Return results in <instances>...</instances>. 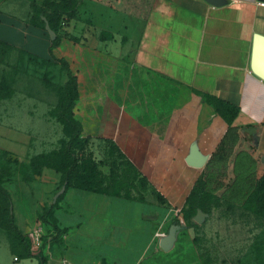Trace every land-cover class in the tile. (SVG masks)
I'll return each mask as SVG.
<instances>
[{
	"label": "crops",
	"instance_id": "1",
	"mask_svg": "<svg viewBox=\"0 0 264 264\" xmlns=\"http://www.w3.org/2000/svg\"><path fill=\"white\" fill-rule=\"evenodd\" d=\"M225 1L79 0L71 18L75 31L52 49L69 62L81 95L91 91V121L106 125L153 184L165 188L164 168L175 169L172 201L179 204L197 180L200 168L185 161L195 148L207 156L208 188L214 185L215 193L235 203L245 201L264 175V79L251 67L255 34L264 35V0ZM66 2L0 0V39L19 40L27 48L21 54L51 63L53 39L42 11L67 9ZM203 95L226 100L239 112L228 123ZM61 184L62 174L50 167L32 182L39 209L57 201L49 224L62 229L57 247L72 255L70 264L178 262L162 257L158 245L131 257L141 249L135 234L149 232L135 224L139 213L133 216L131 199L70 186L54 200ZM92 198L97 206L88 205ZM104 218L105 229H83ZM13 259L39 264L36 257L14 253Z\"/></svg>",
	"mask_w": 264,
	"mask_h": 264
},
{
	"label": "rangeland",
	"instance_id": "2",
	"mask_svg": "<svg viewBox=\"0 0 264 264\" xmlns=\"http://www.w3.org/2000/svg\"><path fill=\"white\" fill-rule=\"evenodd\" d=\"M57 11L50 12V16H60L62 20L57 35L74 32L76 9L72 15L67 10L61 14ZM26 49L19 40L9 45L0 43V53L11 50L6 57L0 55V91L8 95L0 97V186L10 193L16 223L24 229L25 239L35 254L40 255L46 241L47 264H70L72 255L64 247H57L60 243L59 233L54 229L56 224L42 219L46 208L39 209L36 205L32 182L40 168L34 156L64 148L76 131V119L82 123L83 155L85 165L90 167L84 175L98 190L129 197L135 211L133 216L136 212L140 215L135 217V224L150 232L135 234L133 241L141 249L132 258L149 254L158 245L159 252L164 254L161 256L177 260L175 264H264V194L259 193L248 203H235L219 195L210 205L211 213L201 211L204 216L198 220L187 199L180 204L172 201L177 190L172 179L175 169L164 168L166 189L153 184L126 154L136 168L121 154L118 144L107 134L106 125L98 128L91 121V91L85 90L81 95L78 90V96L71 102L74 94L64 90L67 75L61 63L56 59L51 63L34 62L21 54ZM191 155L185 156L188 164L197 162ZM197 157L201 162L196 166L203 170L208 160L202 162L205 157L202 153ZM200 169L197 179L205 173L203 170L200 174ZM59 190L60 186L56 191ZM96 199L88 200V205L97 206ZM202 206L208 207L209 202L203 200ZM2 207L0 204V264H36L35 259L14 261L10 245H17V240L7 227ZM175 217L180 224L173 230L170 223ZM107 224V218L95 219V223L83 229L103 230ZM171 232L174 238L170 237Z\"/></svg>",
	"mask_w": 264,
	"mask_h": 264
},
{
	"label": "trees",
	"instance_id": "3",
	"mask_svg": "<svg viewBox=\"0 0 264 264\" xmlns=\"http://www.w3.org/2000/svg\"><path fill=\"white\" fill-rule=\"evenodd\" d=\"M78 2L79 1L74 2V0H67L65 4L67 9L63 7L64 5L62 6L57 5L56 7L55 6L53 7V10L54 11L59 10V12L58 11L57 12L60 14L62 13V11L67 10L68 12L67 14L72 15L73 10L76 9ZM42 12L46 15L51 28L55 31L57 35V33H59L58 25L62 26V20H60V16H55V17L50 16V12L48 13V11L47 10L45 11V9ZM63 36H66V34L60 33L56 36V39L53 40L50 50H51L52 58L60 62L62 67L66 71L67 80L64 84V90L69 91V94L71 93V95L74 94L72 101H71L73 102L76 94L78 96V92H77L79 90L78 77L73 72L69 62L66 59L56 58L52 52V49L60 44L61 38ZM0 43H3L4 45L10 44L9 42L1 40V39H0ZM10 52L11 50L8 53H5V52L0 53V55L3 58V57L8 56ZM6 96H8L6 95V93H3V91H0L1 98H6ZM202 97H203V100L207 104L211 105L213 109L219 115H221L228 123H231L232 119L239 112V108L236 105L226 100L217 98L212 95H203ZM75 127H76V131L71 135L68 144L64 148H61L58 150H52L46 153H40L34 156L33 159L36 160L37 165L40 166L38 173L34 179H36L38 176L42 174L43 169L45 167H50L62 174V184L60 188L65 185L66 188L71 186V187H76V188L91 191V192L99 191L101 193H106L110 195L120 194L119 192L113 193V192H106L105 190H98L96 188V185L92 183V180L89 179L88 176L84 175L86 174V171L90 167L88 168V166L85 165L86 157L83 155L84 154L83 152L85 151V149L83 147V142H82V137H81L82 136L81 135L82 123L79 120L75 119ZM117 146L119 150L121 151V154L126 158V160L134 168H136L135 165L129 159H127V156L121 150L119 145ZM78 150H81L82 153L78 154L77 153ZM259 193L264 194V175L257 181L254 189L251 191V193L245 200L246 203L251 202L252 199ZM122 196H126V195H122ZM218 196H219L218 193H215L213 190L208 188L206 174L203 172L201 176L196 180L194 187L192 188L191 192L189 193L187 197L186 202L187 204H191V206L193 207V210H195V212L193 213L194 216L197 214V217L200 216L203 218L204 214H202L201 211L210 214L211 213L210 205H212L216 200H218L217 199ZM203 200L204 201L206 200L209 202L208 207L202 206ZM0 204L3 206L2 208L6 213L7 227L17 240L18 246L13 243H11L10 245L13 253H15L17 257H20V258L36 257L39 261L38 262L39 264H47L48 259L44 255V252L48 246V243H46V241L43 242L42 247L40 248L41 253L39 256L31 250L30 246L28 245V242L25 239L24 230L20 228L16 223V217L14 214V204H13L12 197L10 193L1 186H0ZM56 204H57V201L53 202L50 208L45 209V211L42 214L43 220H45L46 218H48V216L51 215ZM178 224H180V219L178 217H175L172 220L171 228L175 230ZM54 229L57 233H59V235L62 233V229H60L57 225H54ZM19 243L22 244V248L20 247Z\"/></svg>",
	"mask_w": 264,
	"mask_h": 264
},
{
	"label": "water",
	"instance_id": "4",
	"mask_svg": "<svg viewBox=\"0 0 264 264\" xmlns=\"http://www.w3.org/2000/svg\"><path fill=\"white\" fill-rule=\"evenodd\" d=\"M209 3L213 4V5H222L224 4L226 1L225 0H207ZM46 28L49 31L51 38L54 40L56 39V33L55 31L51 28L50 24L47 22L46 24ZM252 70L254 73H256L258 76H260L261 78L264 79V35L257 33L255 34V41H254V47H253V54H252V64H251ZM197 151V149L195 148L191 154L194 155L192 156V158H194L195 164L198 165L199 161L197 155L195 152ZM203 163L207 160V156L204 157V159H202ZM194 164V163H193ZM65 191V186L62 187V189L56 193L54 200H57V198L59 197V195L61 193H63ZM198 220H202V217L198 216L197 217ZM175 234L174 232H171L170 237L174 238Z\"/></svg>",
	"mask_w": 264,
	"mask_h": 264
},
{
	"label": "built area",
	"instance_id": "5",
	"mask_svg": "<svg viewBox=\"0 0 264 264\" xmlns=\"http://www.w3.org/2000/svg\"><path fill=\"white\" fill-rule=\"evenodd\" d=\"M263 4H264V2H263Z\"/></svg>",
	"mask_w": 264,
	"mask_h": 264
}]
</instances>
